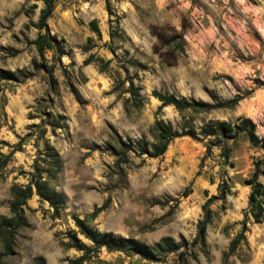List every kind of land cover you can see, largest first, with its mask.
<instances>
[{"label": "rangeland", "instance_id": "1", "mask_svg": "<svg viewBox=\"0 0 264 264\" xmlns=\"http://www.w3.org/2000/svg\"><path fill=\"white\" fill-rule=\"evenodd\" d=\"M51 1L47 31L64 55L41 58L33 42L45 0H0V70L13 75L0 79V216L9 217L13 188H32L27 227L0 264L77 260L82 253L68 238L91 244L77 233L74 218L149 248L163 238L179 247L157 248L151 260L102 249L82 264H264V220L254 224L249 217L245 185L256 168L264 171V0ZM174 31L183 35L182 53L153 34ZM155 46L173 51L175 64H163ZM153 93L213 106L237 103L178 111L161 106ZM159 120L192 136L173 139L158 158L130 152L138 141L153 143ZM243 120L254 125L256 144L243 131L201 134L209 123L239 127ZM122 150L126 162L117 168ZM54 154L59 169L50 180ZM37 176L62 196L58 217L35 195ZM258 182L264 185V176ZM221 184L227 194L209 205L205 246L193 247L204 206ZM246 218L245 240L225 261Z\"/></svg>", "mask_w": 264, "mask_h": 264}, {"label": "trees", "instance_id": "2", "mask_svg": "<svg viewBox=\"0 0 264 264\" xmlns=\"http://www.w3.org/2000/svg\"><path fill=\"white\" fill-rule=\"evenodd\" d=\"M44 8L40 10L38 22L36 29L38 30V36L33 42V46L39 55L43 58L45 53L53 52L58 57L64 55L63 50L60 45L57 43L54 37L48 35L46 22L50 18L54 5L51 0H45ZM90 30L99 38L100 33L95 22H89L88 24ZM44 31L45 33H42ZM153 34L157 37V40L162 45H171L174 46L179 52H183V47L185 41L183 35L180 33L172 32L171 35H163L156 32ZM157 50V51H156ZM155 53L160 57V60L166 66H173L176 62L177 56L173 55L172 52H159L158 47L155 46ZM90 63L89 59H86L83 62V65H88ZM12 74L7 71L0 70V79L10 80ZM154 97L161 103V106L171 105L176 110L181 111L184 109L192 108L199 111H208L215 107H226L235 105L236 100L229 101L223 104H217L215 106L208 104H201L194 101L187 102L184 98L179 100L174 99L171 96H164L159 93H153ZM153 143L148 144L145 141L141 140L135 143L136 149L130 152L134 153L135 151L139 156H146L149 158H158L163 155L167 149L169 142L173 139L181 136H192L189 133H182L175 131L169 123H164L159 120L156 121L151 129ZM239 131L246 133V137L251 144H256L257 139L254 137V125L248 121L243 120L240 123L239 127H232L227 123H209L205 128L201 130V134L206 137H212L216 135L230 136L236 134ZM207 153L210 152V148H207ZM54 159L52 161V166L48 169L46 175L50 180L54 179L57 171L59 169V160L58 157L54 154ZM125 151L122 150L117 161L116 167L119 168L120 164H124ZM5 164V159L0 156V168ZM264 176V171H260L258 168L254 170L251 177L245 182V185L249 187L248 195V215L251 218L254 224H260L264 220V185L258 182V177ZM34 193L42 201H45L49 207L52 209V217H58L64 206V200L60 194L52 190L46 181L42 180L41 176H37L34 179L33 183ZM188 193H183L182 198H185ZM227 194V191L224 185L218 187V195L211 197L204 206V215L201 221L197 224V231L195 238L191 245L193 247L199 245L201 247L205 246V228L211 220L212 212L209 209V205L213 200H223ZM32 195L31 186L26 187H15L12 189V201L9 205V217L0 216V243L2 247V254L0 255V260L12 254L13 238L16 233L21 229L27 227V223L24 218V209L26 201ZM104 207L96 209L95 214L102 211ZM246 223L247 218L242 221L240 232L234 237L230 242L227 252L223 254V259L226 261L230 255L234 253L237 247L245 240L244 234L246 232ZM74 225L77 229V233L88 241L91 246H85L80 240H78L74 235L68 238L69 247L75 249L82 253V256L77 260L71 261L70 264H82L83 261L90 256V254L98 253L100 250L105 249L108 252L116 251H131L135 254L141 256L146 260H151L154 257V254L158 253L157 248L166 249L168 252H173L178 250V245L175 244L169 238H163L159 244H156L155 247L149 248L145 245L137 243L131 239H123L120 237H113L111 234L100 233L99 231L89 228L84 221H81L77 218H74ZM160 246V247H159ZM185 245L183 244V247ZM184 254H179V259L184 262ZM36 264H46L45 260L41 257L35 259Z\"/></svg>", "mask_w": 264, "mask_h": 264}]
</instances>
